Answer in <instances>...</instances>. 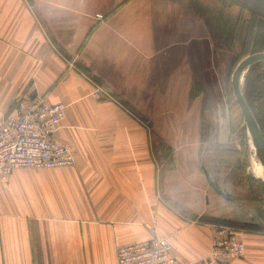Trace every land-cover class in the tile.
<instances>
[{
  "label": "crops",
  "instance_id": "0c3cea01",
  "mask_svg": "<svg viewBox=\"0 0 264 264\" xmlns=\"http://www.w3.org/2000/svg\"><path fill=\"white\" fill-rule=\"evenodd\" d=\"M213 1L0 0V121L33 96L64 105L75 159L0 177V264H117L152 237L215 264L219 226L244 243L231 264H264V220L203 165L232 141Z\"/></svg>",
  "mask_w": 264,
  "mask_h": 264
},
{
  "label": "rangeland",
  "instance_id": "374dc122",
  "mask_svg": "<svg viewBox=\"0 0 264 264\" xmlns=\"http://www.w3.org/2000/svg\"><path fill=\"white\" fill-rule=\"evenodd\" d=\"M213 2L207 6L205 15L210 27L219 30L216 41L224 47L222 59L226 65L225 92L229 104L232 141L228 147H223L224 150L211 152L214 150L212 148L208 151L203 158V164L212 156H219L224 164H217L215 167L225 172L224 179L227 176L219 184L223 187L230 185L226 189L222 187L224 192L234 201L238 200V206L255 209L257 218L264 220L263 166L231 87V77L237 65L245 57L264 51V0ZM242 76L241 93L264 138V61L252 65Z\"/></svg>",
  "mask_w": 264,
  "mask_h": 264
},
{
  "label": "built area",
  "instance_id": "2783aa9c",
  "mask_svg": "<svg viewBox=\"0 0 264 264\" xmlns=\"http://www.w3.org/2000/svg\"><path fill=\"white\" fill-rule=\"evenodd\" d=\"M102 20L101 15H97ZM97 88L93 97L98 99ZM65 116V106L50 105L44 97L33 96L20 103L15 113L0 121V177L17 169L52 170L74 168L71 148L56 138ZM244 243L233 229L216 227L210 240L208 260L231 264L244 257ZM117 264H189L174 255L171 241L152 237L130 246L117 247Z\"/></svg>",
  "mask_w": 264,
  "mask_h": 264
},
{
  "label": "water",
  "instance_id": "95a60500",
  "mask_svg": "<svg viewBox=\"0 0 264 264\" xmlns=\"http://www.w3.org/2000/svg\"><path fill=\"white\" fill-rule=\"evenodd\" d=\"M264 61V51L259 53H254L246 58H244L235 68L232 77H231V86L233 96L236 99L237 105L239 107L240 113L242 115L244 124L248 133L250 134L261 158V163L263 166L264 172V138L259 130V127L245 101L243 95L240 91L239 82L242 74L250 68L252 65H255L259 62Z\"/></svg>",
  "mask_w": 264,
  "mask_h": 264
},
{
  "label": "trees",
  "instance_id": "16d2710c",
  "mask_svg": "<svg viewBox=\"0 0 264 264\" xmlns=\"http://www.w3.org/2000/svg\"><path fill=\"white\" fill-rule=\"evenodd\" d=\"M246 58V57H245ZM205 138V135H204V133H203V139ZM212 149V148H211ZM211 149H208L207 150V154H208V151H211ZM214 150L213 151H211V152H214L215 150H221V149H223V148H221V147H216V148H213ZM224 150V149H223ZM217 152H221V151H217ZM208 157V156H207ZM209 158V157H208ZM261 159V158H260ZM223 165L224 164V162L220 159V157L218 156V157H211L210 158V160L208 159L207 160V162L205 161V163L203 164L204 165V168H205V170H206V172H207V174H209V176H212L213 178H215L216 179V181L218 182V184L220 183V182H223L225 179H226V177H225V179H224V174H225V172L223 173V170H221V168H218V167H215V165ZM224 184H226L225 182H224ZM220 185V184H219ZM226 187H223V186H221L220 185V187H223V188H227L228 186H230V185H225ZM238 200H236V201H234V202H236L237 203V205L238 204H240V202H237ZM172 206H174L175 207V205H173L172 204Z\"/></svg>",
  "mask_w": 264,
  "mask_h": 264
},
{
  "label": "bare ground",
  "instance_id": "6f19581e",
  "mask_svg": "<svg viewBox=\"0 0 264 264\" xmlns=\"http://www.w3.org/2000/svg\"><path fill=\"white\" fill-rule=\"evenodd\" d=\"M243 75V74H242ZM243 76H241V78H242ZM241 78H240V82H241ZM240 82H239V87H240ZM240 91H241V89H240Z\"/></svg>",
  "mask_w": 264,
  "mask_h": 264
}]
</instances>
